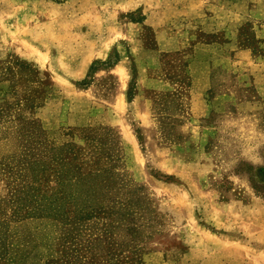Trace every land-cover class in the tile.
I'll return each mask as SVG.
<instances>
[{"label": "rangeland", "instance_id": "rangeland-1", "mask_svg": "<svg viewBox=\"0 0 264 264\" xmlns=\"http://www.w3.org/2000/svg\"><path fill=\"white\" fill-rule=\"evenodd\" d=\"M65 254L264 264V0H0V264Z\"/></svg>", "mask_w": 264, "mask_h": 264}, {"label": "trees", "instance_id": "trees-1", "mask_svg": "<svg viewBox=\"0 0 264 264\" xmlns=\"http://www.w3.org/2000/svg\"><path fill=\"white\" fill-rule=\"evenodd\" d=\"M41 213H46V210H42ZM60 213H61L60 210H53L51 216L53 215V217H58ZM48 264H74V263L71 262L70 258H68V256L65 254L63 257L59 259L49 261Z\"/></svg>", "mask_w": 264, "mask_h": 264}]
</instances>
